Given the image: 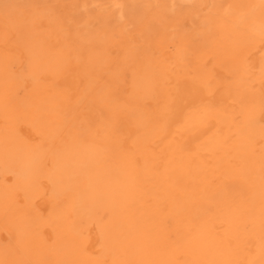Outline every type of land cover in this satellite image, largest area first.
Returning <instances> with one entry per match:
<instances>
[{
  "label": "rangeland",
  "instance_id": "1",
  "mask_svg": "<svg viewBox=\"0 0 264 264\" xmlns=\"http://www.w3.org/2000/svg\"><path fill=\"white\" fill-rule=\"evenodd\" d=\"M187 80L218 103L165 134ZM157 221L168 264L190 224H223L213 264L264 233V0H0V264H142Z\"/></svg>",
  "mask_w": 264,
  "mask_h": 264
},
{
  "label": "bare ground",
  "instance_id": "2",
  "mask_svg": "<svg viewBox=\"0 0 264 264\" xmlns=\"http://www.w3.org/2000/svg\"><path fill=\"white\" fill-rule=\"evenodd\" d=\"M134 36V35H133ZM257 55V54H256ZM173 56V55H172ZM174 59V58H173ZM173 81V80H172ZM72 82V81H71ZM50 83V82H49ZM73 83V82H72ZM71 83V84H72ZM74 83H77V82H74ZM172 83V82H171ZM178 84V83H177ZM72 86V85H71ZM176 88H174L173 92H172V98L169 99L170 102L168 103L167 107H163L162 110H164V112L162 113V120H161V125H162V128L164 127L166 129V133L165 134H170L171 131L174 130V127L175 125H178L179 123L183 122L184 120H186V118L184 119L185 117V112H187L189 109L191 108H195V106H201V105H204V103L208 102H213L216 100V102L218 101V96H212V95L208 92L207 88L204 87V86H201L199 85L197 82L193 81V80H187V81H184L182 83H180L178 86H175ZM222 92V91H221ZM223 93V92H222ZM219 95V94H218ZM222 95V94H221ZM219 95V96H221ZM225 95V94H224ZM226 96V95H225ZM224 96V97H225ZM216 98V99H215ZM222 98V97H221ZM220 99V98H219ZM222 100H225L222 98ZM225 102V101H224ZM207 103V104H208ZM218 103V102H217ZM214 105V104H213ZM166 106V105H165ZM206 106V105H204ZM207 107V106H206ZM165 108V109H164ZM205 108V107H204ZM206 109V108H205ZM159 111V110H158ZM204 111V110H203ZM206 111V110H205ZM200 112V111H198ZM160 117V116H159ZM90 121V120H89ZM85 125V124H84ZM87 125V124H86ZM121 126V125H120ZM127 128V126H126ZM99 130V129H98ZM128 130V129H127ZM131 130V128L129 129V131ZM135 130V129H134ZM125 131V130H124ZM208 131V130H207ZM166 138V137H165ZM121 139V138H120ZM161 141V140H160ZM168 143V142H167ZM172 145V144H171ZM195 148V147H194ZM5 149V148H4ZM144 150V149H143ZM136 161V160H135ZM71 170V169H70ZM135 184V183H134ZM18 196V195H17ZM32 205V204H31ZM30 205V206H31ZM38 205L40 206L39 202H38ZM43 206V205H41ZM48 206V205H47ZM34 208V205L32 206ZM49 207V206H48ZM29 208V207H28ZM26 208V209H28ZM22 209V208H21ZM30 209V208H29ZM38 209V208H37ZM25 210V209H24ZM31 210V209H30ZM33 210V209H32ZM36 210V209H35ZM97 210V209H96ZM239 210V209H238ZM38 211V210H37ZM36 211V212H37ZM41 211V210H40ZM76 211V210H75ZM98 211V210H97ZM237 211V210H236ZM20 212V211H19ZM28 212V210H27ZM30 212V211H29ZM35 212V211H34ZM39 212V211H38ZM45 212V211H44ZM71 212V211H70ZM78 212V217H79V214L82 213L83 211H77ZM102 212V211H101ZM156 212V211H155ZM41 213V212H40ZM55 213V212H54ZM66 213V212H64ZM94 213V212H93ZM153 213V211H152ZM39 214V213H38ZM52 214V213H51ZM107 214V213H106ZM156 215H160L159 212H156L155 213ZM45 215V214H44ZM47 215V214H46ZM64 215V214H63ZM66 215V214H65ZM64 215V217H65ZM69 215V214H68ZM246 214H244L245 216ZM30 217V215H28ZM48 216V215H47ZM71 216V214H70ZM86 216V215H85ZM102 216V213L101 215ZM161 216V215H160ZM26 217H27V214H26ZM36 217V216H35ZM44 217V216H43ZM53 217V216H52ZM73 218V216H71ZM77 217V218H78ZM165 217V216H163ZM41 218V217H39ZM63 218V217H62ZM71 218V219H72ZM112 218V217H110ZM159 218V217H158ZM221 218V217H219ZM43 219V218H42ZM41 219V220H42ZM45 219V218H44ZM43 219V220H44ZM64 219V218H63ZM67 219V217H66ZM160 219V218H159ZM169 219V218H168ZM36 220V218H35ZM47 220V219H46ZM44 220V221H46ZM49 220V219H48ZM111 220V219H110ZM113 222H114V219H112ZM118 220V219H117ZM212 220V219H211ZM51 221V220H49ZM109 221V220H108ZM106 221V222H108ZM43 222V221H42ZM67 221H65L66 223ZM163 222V221H162ZM49 223V222H48ZM158 223V221H157ZM156 223V225H157ZM45 224V223H44ZM57 224V223H55ZM62 224V223H61ZM67 224V223H66ZM152 224V222H151ZM166 224V223H165ZM225 224V223H224ZM258 224V222H257ZM41 225V224H40ZM51 225V223H50ZM221 225V224H220ZM223 225V224H222ZM221 225V226H222ZM43 226V225H41ZM54 226V225H53ZM56 226V225H55ZM158 227L156 229H154L153 227H151L150 225H148L145 229V231L143 232V234L141 235L142 236V241L140 243H138L139 247H135L134 245H132L131 248H128L130 250H128V252L126 253L127 256L130 255V259L132 257V260L133 259H137L136 261H141L142 264H157L158 262L161 263V264H168L167 263V260H168V252L165 251L164 247L165 245H168V242L166 239H163L162 237L159 238L158 235L156 234L155 235V232H159L161 233V230L164 226V224H161V223H158L157 225ZM202 225L198 224V227L197 226H194L192 224H190L189 226H187V240H188V254H189V258H190V262L189 264H213V259L211 255H213L214 251H216L215 248H213V245H216L217 246V242H215V240L218 241V237L221 236V238L224 239V236L222 233V235L220 234V230L223 228L221 226H218L215 225V227L211 228V229H207L205 226L201 227ZM226 226V225H224ZM258 226V225H257ZM47 227V226H46ZM57 227V226H56ZM61 227V225H60ZM115 227V226H114ZM227 227H224V229H226ZM50 229V228H49ZM48 229V230H49ZM56 229V228H55ZM48 230L45 229V232H48ZM98 231V230H97ZM219 231V232H218ZM225 231V230H224ZM226 232V231H225ZM94 233V232H93ZM97 233V232H95ZM94 233V234H95ZM117 233L116 230L111 229L110 230V235L107 234V238L109 239V243L114 247V250H119L120 247H118V237H117ZM245 233V232H244ZM45 234V233H44ZM98 234L99 231H98ZM227 234V233H226ZM46 235V234H45ZM49 235V234H48ZM66 235V234H65ZM247 235V234H246ZM264 233L263 234H258V236L256 238H254L253 240L250 239V237L248 238L250 243L252 242V247H248L247 249L242 247L240 248L239 250V253H235V256H232V257H235L237 259V257H239L238 259V264H255V263H258V264H264ZM54 236V235H53ZM63 236V235H62ZM67 236V235H66ZM4 237V236H3ZM65 237V236H64ZM77 236H74V238H76ZM97 237V236H96ZM95 237V238H96ZM246 237V236H245ZM2 238V237H1ZM34 238V237H33ZM36 238V237H35ZM50 238V237H48ZM60 238V237H59ZM58 238V239H59ZM252 238V237H251ZM39 239V238H38ZM44 239V238H43ZM62 239V238H60ZM69 239V238H68ZM92 239V238H91ZM97 239V238H96ZM102 239V238H101ZM4 240V239H2ZM35 240V239H34ZM48 240V239H47ZM53 240V239H52ZM52 240H49V241H52ZM74 240V239H73ZM73 240H69V242L73 241ZM90 239H88L89 241ZM93 240H94V237H93ZM98 240V239H97ZM96 240V241H97ZM229 240V239H228ZM5 241V240H4ZM36 241V240H35ZM58 242V240H56ZM55 241V242H56ZM60 241V240H59ZM62 241V240H61ZM60 241V242H61ZM75 241H78V239H76ZM92 241V240H90ZM89 241V242H90ZM95 241V240H94ZM101 241V240H100ZM140 241V240H139ZM224 241H227V239L225 238ZM223 241V244H225ZM13 243H15L16 241H12ZM43 242V241H40V243ZM54 242V241H53ZM54 242V243H55ZM127 242V241H126ZM219 242V241H218ZM248 242V243H249ZM64 243V242H63ZM75 242H73L74 244ZM87 243V241H86ZM206 243H208L209 245V251H208V255H210V258H208L207 260L204 259L203 261V253H204V249H205V245ZM244 243V242H243ZM242 243V244H243ZM249 243V244H250ZM16 244V243H15ZM37 244V242L35 243V245ZM39 244V242H38ZM36 245L38 248H39V245ZM42 244V243H41ZM60 244V243H59ZM57 244V245H59ZM72 244V246H73ZM97 244V243H96ZM221 244V243H220ZM223 244H221L223 246ZM228 243H226L227 245ZM245 244V243H244ZM1 245V244H0ZM17 245V244H16ZM45 245V244H44ZM51 245V244H50ZM53 245V243H52ZM56 245V243H55ZM89 245V244H87ZM93 245V244H92ZM91 244L88 246V249L89 251L94 247L92 246ZM15 246V245H14ZM34 246V245H33ZM32 246V247H33ZM41 246V245H40ZM43 246V245H42ZM60 246V245H59ZM81 246V245H80ZM79 246V247H80ZM211 246V248H210ZM1 247V246H0ZM31 246L29 245V248ZM44 247V246H43ZM42 247V248H43ZM49 247V246H48ZM56 248H59L58 246H55ZM69 247V246H68ZM82 247V246H81ZM84 247V246H83ZM221 247V246H219ZM2 248V247H1ZM53 248V247H52ZM72 248V247H71ZM95 248V247H94ZM222 248V247H221ZM3 249V248H2ZM16 249V248H15ZM14 249V250H15ZM32 249V248H31ZM51 249V247H50ZM49 249V250H50ZM54 249V248H53ZM52 249V250H53ZM223 249V248H222ZM1 250V249H0ZM42 250V249H40ZM40 250H37V251H40ZM64 250V249H63ZM79 250V249H77ZM60 251V250H59ZM68 251V250H67ZM84 251V250H83ZM227 252L229 251L228 249L226 250ZM17 252V251H16ZM47 252V251H46ZM79 252V251H78ZM88 252V250H87ZM96 252L95 250L93 251V253ZM99 252V251H98ZM125 252V251H124ZM226 252V253H227ZM20 253V252H19ZM52 253V252H51ZM57 250H56V254H57ZM75 253V252H74ZM81 253H84V252H81ZM223 253V252H222ZM225 253V252H224ZM225 253V254H226ZM34 254L35 253V250H34ZM45 254V253H44ZM53 254V253H52ZM52 254H50L51 256H53ZM60 254V253H59ZM97 254V252H96ZM95 254V255H96ZM229 254V252H228ZM232 254V252H231ZM229 254V255H231ZM81 255V254H80ZM84 255V254H83ZM124 256L125 254H121V256ZM125 255V257H127ZM39 256V255H38ZM82 256V255H81ZM118 256V255H116ZM120 256V257H121ZM26 257V256H25ZM24 257V259H25ZM37 257V256H36ZM42 257V256H41ZM56 257V256H55ZM92 257V256H91ZM231 257V256H230ZM27 259V257H26ZM37 259H39V257H37ZM47 259H48V256H47ZM49 259H50V256H49ZM79 259V257H78ZM86 259V257H85ZM85 259H83V261H85ZM102 259H104L102 257ZM119 259V257H117V260ZM15 259H13V263L15 262L14 261ZM28 260V259H27ZM46 260V259H45ZM52 260H55L54 259V256L52 257ZM57 260V259H56ZM77 260V259H76ZM81 260V259H80ZM92 260V259H91ZM99 260V259H98ZM106 260V259H105ZM20 261V260H19ZM51 261V260H50ZM82 261V260H81ZM90 261V260H88ZM88 261H85V262H88ZM122 261V260H121ZM128 261V259H127ZM32 262V261H31ZM30 262V263H31ZM39 262H40V259H39ZM53 262V261H52ZM93 262V260L91 261ZM108 262V260H107ZM106 262V264H107ZM131 262V261H130ZM134 263V261H132ZM131 262V263H132ZM216 262V261H215ZM12 263V264H13ZM16 263V262H15ZM22 263V262H21ZM46 262H44L45 264ZM89 263V262H88ZM99 263V262H98ZM124 263V262H123ZM17 264V263H16ZM33 264V262H32ZM38 264V262H37ZM41 264V262L39 263ZM42 264H43V261H42ZM48 264L49 261H48ZM53 264V263H52ZM56 264V263H55ZM73 264V263H72ZM77 264H78V261H77ZM79 264H80V261H79ZM86 264V263H85ZM89 264H92V263H89ZM118 264V263H117ZM124 264H127V263H124ZM129 264V262H128ZM137 264V263H136ZM216 264V263H215Z\"/></svg>",
  "mask_w": 264,
  "mask_h": 264
}]
</instances>
